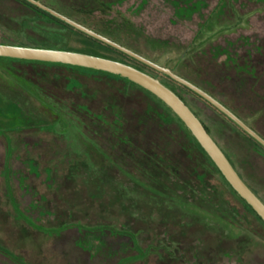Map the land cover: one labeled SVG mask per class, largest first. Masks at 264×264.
Masks as SVG:
<instances>
[{
	"label": "rangeland",
	"instance_id": "obj_1",
	"mask_svg": "<svg viewBox=\"0 0 264 264\" xmlns=\"http://www.w3.org/2000/svg\"><path fill=\"white\" fill-rule=\"evenodd\" d=\"M104 1L114 6L94 17L117 23L124 17L143 31L120 33L119 38L130 44L123 46L183 78L181 63L188 59L183 68L189 76L213 87L221 98L214 97L250 127L264 129V0H229L224 15L209 21L202 39L194 42H203L200 53L187 56L184 48L191 46L220 0H192L203 4L191 17L178 13L179 4L189 0ZM59 11L79 19L71 9ZM231 23L232 29L223 30ZM55 35L67 46H85L81 36L44 20L21 1L0 0V41ZM146 37L172 43V51L153 48ZM228 41H235L237 67H222L211 55L215 45ZM6 64L0 61V264H264V225L206 158L200 161L194 153L191 161V156H183L174 170L164 161L158 170L144 171L124 161L119 165L123 171L106 170L103 156L118 154L101 137L93 139L99 150L83 137L89 136L88 116L98 117L102 109L98 101L90 102V96L77 92H118L123 88L120 82L16 65L42 92L56 93L77 111L74 117L65 115L66 128L55 126V114L4 70ZM239 68L245 73H237ZM68 76L77 78L75 89L68 85ZM243 81L249 87L237 92L236 83ZM174 86L245 182L264 199V153L226 117ZM132 103L131 108H138ZM78 105L89 110L78 114ZM111 113L103 112L102 120L114 124ZM39 120L44 128L12 131L18 124ZM165 139L162 133L153 138V153L163 155ZM167 170L178 177L170 178Z\"/></svg>",
	"mask_w": 264,
	"mask_h": 264
},
{
	"label": "trees",
	"instance_id": "obj_2",
	"mask_svg": "<svg viewBox=\"0 0 264 264\" xmlns=\"http://www.w3.org/2000/svg\"><path fill=\"white\" fill-rule=\"evenodd\" d=\"M19 1L31 7L32 9H34L35 12H37L44 20L49 21L51 23L58 24L70 30L71 32L76 33L77 35L81 36L82 39L84 40L85 46L83 48H74L71 46H67L66 44H64V41L62 40V38L56 35L54 37L51 36V37L35 38V39L29 40L28 42L27 41L17 42V41H5L4 40V41H0V43L27 46V47H40V48L61 49V50H68V51H79V52H84V53H88L92 55L110 58L113 60H117V61H121L123 63L129 64L133 67H136L152 75L153 77L159 80H162L164 83H167V85L171 86L172 89L181 97V99L188 106L189 105L191 106V104L184 97V95L180 92V90H178L174 85H176L178 88L185 90L186 92L196 97L197 99L203 101L204 103L212 107L214 110L219 112L222 116L226 117L237 128H239L264 153V146L262 144H260L257 140H255L251 135H249L246 131H244L235 122H233L223 112H221L214 105H212L210 102L205 100L203 97H201L199 94H197L190 88L175 81L170 76L160 71H157L156 69L131 57L130 55L76 29L72 25L54 16L53 14L41 9L40 7L29 2L28 0H19ZM38 1L42 2L43 4L47 5L48 7L58 12H60L59 11L60 9L73 10L74 13H76V16L79 18V19H73V20L81 23L82 25L122 45L124 43L127 45H130V44L127 42H124L122 39L119 38L120 33L135 34V35L143 34V31H140L139 29L134 28V26L130 22H128V20H126V18L124 17L122 18L121 23H117L113 19L102 20V19L94 17L93 14L95 12H104L106 11V9H111L114 6V4L106 3L104 0L102 1L100 0H38ZM202 4L203 3L201 1L193 2L192 0L183 2V4H179L178 6V13L181 17H191L194 13L201 11ZM228 4H229V0L219 1L218 5L215 7V9H213L210 16L207 18L205 23H203V25L197 32L193 42L191 43V46L184 48V50L186 51L185 52L186 56L194 52L200 53V50H201L200 47L203 44V42H201L202 44H197L195 46L193 45L194 42L196 43L199 39H202L204 29L206 28L209 21L213 19H218L219 17H222L224 15L225 10L228 7ZM234 26L235 24L231 23L228 27L224 28L223 30L225 31L230 30ZM221 31L222 30H219L216 33V35H218V33H220ZM213 36L209 37V39L212 38ZM146 39L148 40V43L153 48L159 49L161 51L162 50L172 51V48H171L172 43L168 41L151 39L150 37H146ZM243 42L245 43L246 41H243ZM235 45H236L235 41H228L226 42L224 46L215 45L216 47H214L211 50V55H213V57L216 60H218L219 64L222 67H237L239 65L238 57L233 51ZM205 51L207 50H204V52ZM0 61H4L5 63H8L5 65L6 67L4 70L8 72L11 76H13L19 82V84L25 90H27L31 95L36 97L43 104L47 105V107L55 114L56 116L55 126L57 124H61L64 127L66 126V128L68 126L65 125V123L67 122L65 115L74 117L77 111L73 112V110L75 109L73 108V110H71L70 106H66L65 104L66 101L64 99L58 98L56 93L42 92V89L34 84L35 81H29L28 79L20 75L21 71L20 69L16 67V65L30 64L32 66L40 67L43 69H54L56 71L65 69L72 73H80V74H84L88 76H95V77L102 76V77H106L107 79L120 82L123 85V88L118 90V92H103L102 94L101 92L100 93L98 92H77L78 94L84 97L90 96L91 97V100L89 99L90 102L98 101L102 109L98 111L100 113L98 117L88 116L90 120L89 121L90 125H87L89 136L88 137L83 136V137L87 139L89 138L88 140L90 141L91 145L95 149H98V150L99 148L94 143L93 139L96 140V138L101 137L103 141H106L109 144L108 146L111 147V150H114L118 154L116 158L114 157L115 155L114 156H111V155L103 156L102 155L104 158H106L105 167H108L106 168L107 171L112 172L115 167H116L115 168L116 170L123 171L122 168L119 169V167H122L119 165L123 164V161L129 162L128 163L129 165H132L136 168H140L144 171L158 170L161 168L158 165L164 161V162H169L172 166L170 167V169L172 168V170H174L175 168H177V165L180 164L179 161L181 157L184 156L186 159H190V156H191V161H192L194 160V153H196L200 161L203 160L204 158L207 159L208 163L212 165L217 175L225 181V184L248 206L250 211L264 225V220L257 214V212L252 208V206L245 199H243L236 190H234V188L230 185V183L221 173V171L216 166V164L212 161V159L209 157L206 151L199 144L197 139L193 136L191 131L187 128L185 123L178 117V115L164 101H162L152 92L148 91L147 89L143 88L142 86L136 84L135 82L131 81L130 79L126 77L113 74L111 72L103 71V70H97L93 68L58 63V62L27 60V59H18V58L2 57V56H0ZM189 63L190 62H188V59L186 60V58L181 63L180 70L182 74L185 76V78L189 80L190 82L200 86L202 89L207 91L209 94L219 97L215 93L213 87L209 86L207 83H203L195 78H192L186 73V70L183 67L187 66ZM237 73L242 74L245 72L242 69L240 70L239 68ZM167 80L172 82V84L174 85L167 82ZM67 81H68V85L72 89H75L78 85L77 78L73 76H68ZM249 85H250L249 82L246 83L244 81L242 83L240 82V84L236 83L237 92H244V90L247 89ZM71 93H75V92H71ZM99 96H101V99L100 98L98 99ZM132 102L138 105V108H134V109L131 108V106H134ZM88 108L89 106L82 107L78 105L77 109L81 110L78 114L83 115V111L89 110ZM105 111L112 112L111 114H113L114 120H115L114 124H108L107 122H104L102 120L101 116L104 117L103 112ZM13 112L11 114L17 113V112L15 113ZM195 112L197 113L196 110ZM79 121H81V119L78 120V122ZM41 122L43 121L39 120V122H35V124L28 123L27 125L21 126V127L18 124L19 127L18 126L13 127L12 131L23 130L29 126H33V127L36 126V128L38 126H41L42 128H44L45 125L44 123H41ZM202 123L204 124L207 131L211 135L212 133L209 127H207V125L203 121ZM253 129L257 131L264 138V129L259 128V127H254ZM158 133H162L166 137L164 141V144H166V147L160 150L161 153H163L162 156L158 155L157 153H153L154 149L150 148L151 145H153L152 142L155 141L153 140V138H156ZM214 140L216 141L215 138ZM160 151H158V153ZM176 152H178L179 156H177ZM225 154L227 155V153ZM158 157L159 159H156ZM229 160L231 161L230 158ZM199 164H201L200 166L203 167L202 163H199ZM169 174H170V178L172 177L176 179V177H178L177 174L173 173V171L169 172ZM240 176L242 177V175ZM137 184L139 183L137 182ZM149 191H153V193L157 194L158 196L165 197L164 194L162 195L161 192L156 189L155 190L149 189ZM260 198L264 202V199L262 197ZM110 228L102 227L103 231L105 229H110ZM112 229H115V228H112ZM131 239H133V242H134L133 244L135 243L137 244V242H135L133 237Z\"/></svg>",
	"mask_w": 264,
	"mask_h": 264
},
{
	"label": "water",
	"instance_id": "obj_3",
	"mask_svg": "<svg viewBox=\"0 0 264 264\" xmlns=\"http://www.w3.org/2000/svg\"><path fill=\"white\" fill-rule=\"evenodd\" d=\"M41 9L53 14L61 20L72 25L76 29L130 55L131 57L143 62L144 64L170 76L175 81L190 88L205 100L214 105L217 109L228 116L233 122L240 126L244 131L251 135L255 140L264 146V138L253 128H251L244 120H242L231 109L222 104L214 96L209 94L204 89L189 80L175 74L171 69L162 67L133 50L121 45L120 43L80 24L79 22L61 14L60 12L48 7L38 0H28ZM0 56L11 57L27 60H39L46 62H58L64 64L77 65L82 67L103 70L117 74L130 79L136 84L142 86L148 91L155 94L158 98L164 101L185 123L187 128L191 131L193 136L197 139L202 148L206 151L212 161L219 168L221 173L230 183V185L238 192V194L245 199L257 214L264 220V202L262 199L249 187L243 180L238 171L235 169L227 155L214 140V138L207 131L202 121L191 110V108L181 99V97L171 88L163 84L159 79L152 75L133 67L121 61L110 58L92 55L79 51H68L61 49L27 47L19 45H10L0 43Z\"/></svg>",
	"mask_w": 264,
	"mask_h": 264
}]
</instances>
